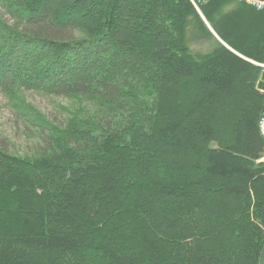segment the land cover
<instances>
[{
	"label": "trees",
	"instance_id": "1",
	"mask_svg": "<svg viewBox=\"0 0 264 264\" xmlns=\"http://www.w3.org/2000/svg\"><path fill=\"white\" fill-rule=\"evenodd\" d=\"M0 6V90L94 105L65 127L39 114L33 155L0 145V264H264V72L241 57L264 64V11Z\"/></svg>",
	"mask_w": 264,
	"mask_h": 264
},
{
	"label": "rangeland",
	"instance_id": "2",
	"mask_svg": "<svg viewBox=\"0 0 264 264\" xmlns=\"http://www.w3.org/2000/svg\"><path fill=\"white\" fill-rule=\"evenodd\" d=\"M0 16L9 24L15 23L12 16L7 14L1 6ZM206 25H209L207 21ZM224 45L231 49L227 44L224 43ZM212 47L211 40L191 41V48L196 53L208 52ZM241 57L261 68L262 73L264 72V64L244 56ZM93 108L92 102L82 96L80 98L64 95L57 96L36 90L23 89L19 90L18 97L11 98L0 90V145L13 154L20 156L33 155L36 150L41 151L43 149L39 143L36 131L39 121L37 116L39 114L44 116L49 122L65 127L74 111L83 118L88 115L86 110L91 112ZM216 147L217 145H215ZM259 161H264V157Z\"/></svg>",
	"mask_w": 264,
	"mask_h": 264
},
{
	"label": "built area",
	"instance_id": "3",
	"mask_svg": "<svg viewBox=\"0 0 264 264\" xmlns=\"http://www.w3.org/2000/svg\"><path fill=\"white\" fill-rule=\"evenodd\" d=\"M193 5L197 10L200 11V6L207 3L208 0H191ZM241 2H244L245 4L252 6L256 8L257 10L264 11V3L257 1V0H240ZM259 129L261 132V135L264 137V113L261 116V119L259 121Z\"/></svg>",
	"mask_w": 264,
	"mask_h": 264
},
{
	"label": "water",
	"instance_id": "4",
	"mask_svg": "<svg viewBox=\"0 0 264 264\" xmlns=\"http://www.w3.org/2000/svg\"><path fill=\"white\" fill-rule=\"evenodd\" d=\"M257 1H260V2H263L264 3V0H257ZM208 27L210 28V26L208 25ZM213 33H214V31L213 30H211ZM215 34V33H214ZM216 35V34H215ZM217 36V35H216Z\"/></svg>",
	"mask_w": 264,
	"mask_h": 264
}]
</instances>
